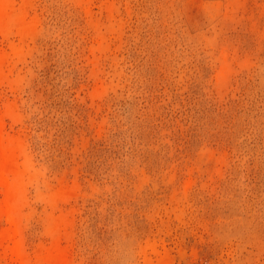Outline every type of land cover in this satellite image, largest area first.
Here are the masks:
<instances>
[{
  "label": "rangeland",
  "instance_id": "1",
  "mask_svg": "<svg viewBox=\"0 0 264 264\" xmlns=\"http://www.w3.org/2000/svg\"><path fill=\"white\" fill-rule=\"evenodd\" d=\"M0 168V264H264V0H0Z\"/></svg>",
  "mask_w": 264,
  "mask_h": 264
},
{
  "label": "bare ground",
  "instance_id": "2",
  "mask_svg": "<svg viewBox=\"0 0 264 264\" xmlns=\"http://www.w3.org/2000/svg\"><path fill=\"white\" fill-rule=\"evenodd\" d=\"M3 172H4V171H3V169H2V168H0V173H1V174H3ZM1 174H0V175H1ZM11 208H12V207H11ZM12 209H13V213H14V212H15V211H14V210H15V208H12ZM10 210H11V209H10ZM9 212H10V211H9ZM11 213H12V212H11ZM10 216H12V215L10 214ZM14 216H15V215H14ZM14 216H12V217H14ZM12 217H11V218H12Z\"/></svg>",
  "mask_w": 264,
  "mask_h": 264
}]
</instances>
